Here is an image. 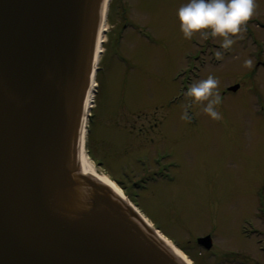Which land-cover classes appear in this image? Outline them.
<instances>
[{"label":"rangeland","instance_id":"obj_1","mask_svg":"<svg viewBox=\"0 0 264 264\" xmlns=\"http://www.w3.org/2000/svg\"><path fill=\"white\" fill-rule=\"evenodd\" d=\"M111 2L89 160L127 198L148 178L134 203L195 264H264V0L227 49L219 35L183 36V0H129L127 19L122 0ZM209 73L219 78L222 119L185 95ZM208 234L207 249L197 238Z\"/></svg>","mask_w":264,"mask_h":264},{"label":"water","instance_id":"obj_2","mask_svg":"<svg viewBox=\"0 0 264 264\" xmlns=\"http://www.w3.org/2000/svg\"><path fill=\"white\" fill-rule=\"evenodd\" d=\"M105 3L0 0V264H187L81 165Z\"/></svg>","mask_w":264,"mask_h":264},{"label":"clouds","instance_id":"obj_3","mask_svg":"<svg viewBox=\"0 0 264 264\" xmlns=\"http://www.w3.org/2000/svg\"><path fill=\"white\" fill-rule=\"evenodd\" d=\"M256 0H183L178 6L176 14L180 21L183 36L191 38L194 33L200 32L202 36H222V48H230L235 36L241 31L242 25L254 14ZM223 53L216 50L215 55L220 57ZM246 65H251L252 60L246 59ZM219 78L209 73L205 78L191 82L185 95L191 97L190 103L195 104L202 100L203 111L214 119H222L223 113L219 110L222 96L218 87ZM182 119H191L188 107L185 106L181 113Z\"/></svg>","mask_w":264,"mask_h":264},{"label":"bare ground","instance_id":"obj_4","mask_svg":"<svg viewBox=\"0 0 264 264\" xmlns=\"http://www.w3.org/2000/svg\"><path fill=\"white\" fill-rule=\"evenodd\" d=\"M109 4H110V0H106L105 8H104L105 10L103 12V17H102V20H101V26H100V29H99L98 48H97V55H96L97 65L99 64L101 54L104 51V49H103V46H104L103 45V42L108 39L107 38V35H106V32L108 30L107 27H108ZM92 80H93V84H94V82H97L99 84V81H98L97 78H95V76H94V78ZM95 105H96V103L94 101V90L92 89V91L90 92V95H89V100H88V110L91 107H94ZM87 133H88V131L87 130H84V133H83L84 134L83 141H86V135H87ZM84 147H85V145L83 144V149H84ZM80 155H81V157H80V159H81V165H82V168H83V170L85 172H87V173H89L91 175H94L97 178H99V180H101L102 182H106V183L112 185L113 187H115L125 197V199L137 210V212H139V214L142 216V218L151 227H153L156 230L157 234L164 241H166L180 255V257L183 258L187 262V264H195L193 262V260L183 250H181L178 246H176L174 244V242L170 238L167 237V235H165L161 230H159L158 228H156L154 226L153 222L146 216L145 213H143L140 210V208L138 206H136L135 204L131 203L130 200H128V198H127L124 190L117 184V182L113 178H111L107 174L99 171V169L93 164V162H91L89 160V158H88V155L89 154L88 153H86L84 150L81 149V154Z\"/></svg>","mask_w":264,"mask_h":264},{"label":"trees","instance_id":"obj_5","mask_svg":"<svg viewBox=\"0 0 264 264\" xmlns=\"http://www.w3.org/2000/svg\"><path fill=\"white\" fill-rule=\"evenodd\" d=\"M129 194H131V193H129ZM187 252H188L189 254H190V253L192 254V252H190V251H188V250H187ZM192 255H193V254H192ZM195 258H196V257H195ZM196 263H198V262L196 261Z\"/></svg>","mask_w":264,"mask_h":264}]
</instances>
